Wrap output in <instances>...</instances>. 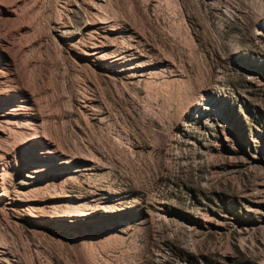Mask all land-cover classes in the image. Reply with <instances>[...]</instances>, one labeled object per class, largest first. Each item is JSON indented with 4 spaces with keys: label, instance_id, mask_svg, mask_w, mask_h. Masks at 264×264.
<instances>
[{
    "label": "rangeland",
    "instance_id": "obj_1",
    "mask_svg": "<svg viewBox=\"0 0 264 264\" xmlns=\"http://www.w3.org/2000/svg\"><path fill=\"white\" fill-rule=\"evenodd\" d=\"M14 1L0 95L29 121L3 160L0 264H264V0Z\"/></svg>",
    "mask_w": 264,
    "mask_h": 264
},
{
    "label": "bare ground",
    "instance_id": "obj_2",
    "mask_svg": "<svg viewBox=\"0 0 264 264\" xmlns=\"http://www.w3.org/2000/svg\"><path fill=\"white\" fill-rule=\"evenodd\" d=\"M9 1V0H8ZM7 1V2H8ZM16 1V0H15ZM14 1V2H15ZM99 1H101V0H99ZM5 0H0V16L2 17V16H4V17H11V16H16L17 15V10H14V9H12V7H11V1L9 2L10 3V7L8 6L9 5V3H7ZM40 2V0H17L16 1V4H15V7H17L16 9H18V8H22L24 11L25 10H27L28 8H29V6H31V5H37L38 3ZM44 4V3H43ZM35 5V6H36ZM46 5V4H45ZM13 6V5H12ZM38 6V5H37ZM41 7H42V5H40ZM48 6V5H47ZM105 6V5H104ZM33 7V6H32ZM40 7V8H41ZM43 7H44V5H43ZM103 7V6H102ZM37 8H39V7H37ZM100 8V7H99ZM169 8V7H168ZM21 9V10H22ZM30 9V8H29ZM103 9V8H102ZM21 10H18L19 12H21ZM38 12H39V10L38 9H36ZM23 11V12H24ZM28 11V10H27ZM44 11V10H43ZM29 12H31V11H29ZM29 12H27L26 14H27V17H28V14H29ZM38 12H36V14L38 15ZM32 13H33V11H32ZM35 13V12H34ZM33 13V14H34ZM22 14V13H21ZM25 14V15H26ZM32 14V16H34ZM36 14H35V18L37 17L36 16ZM42 14V13H41ZM19 15V14H18ZM30 15V14H29ZM94 15L95 14H93V17H94ZM97 15V14H96ZM104 15H107V14H104ZM21 16V15H20ZM18 17V16H17ZM44 17V16H43ZM113 17V16H112ZM14 19L13 20H15V17H13ZM21 20L22 19H24V18H22V17H19ZM18 18V21L20 20ZM26 18V17H25ZM33 18V17H32ZM32 18H30V16H29V18L27 19L26 18V20H28V21H30V19H32ZM38 18V17H37ZM39 18H40V15H39ZM44 18H46V17H44ZM108 18V17H107ZM116 18V17H115ZM34 19V18H33ZM42 17H41V19H40V21H42ZM95 19H96V17H95ZM11 20V19H10ZM17 20V19H16ZM15 20V21H16ZM25 20V21H26ZM35 20V19H34ZM39 20V19H38ZM101 21H99V23H101V24H105V26H103V28H100V30H96L95 32H93L94 34H95V36L98 38H100V39H105V38H107V36H106V33H107V30L109 29V24H107V20H106V18H105V16L104 17H102V19H100ZM112 19H109L108 18V21L110 22ZM3 21V20H2ZM24 21V22H25ZM27 21V22H28ZM36 21V20H35ZM35 21H33L34 22V24H35ZM40 21H38V24H39V22ZM10 22V21H9ZM17 22V21H16ZM20 22V21H19ZM32 22V23H33ZM26 23V22H25ZM24 23V26L26 27L27 26V24H25ZM113 23V22H112ZM0 24H2V23H0ZM14 24V23H13ZM30 24H31V22H30ZM38 24H35V25H37L38 26ZM88 24H91V23H88ZM8 25V24H7ZM10 25V24H9ZM22 25H23V21H22ZM33 25V24H32ZM31 25V26H32ZM35 25H33V28L35 27ZM3 26V25H2ZM30 26V27H31ZM36 26V27H37ZM40 26V25H39ZM1 27V26H0ZM10 28H11V26H9ZM13 27H15V26H13ZM20 27H21V25H20ZM35 27V28H36ZM52 27V26H51ZM16 28H17V26H16ZM38 28V27H37ZM37 28L35 29V33H38V32H36V30H37ZM1 29V28H0ZM15 29V28H14ZM39 29V28H38ZM40 29H41V27H40ZM4 30H6V29H4ZM12 30V29H11ZM19 29H17V31H18ZM8 31V30H7ZM10 31V30H9ZM9 31H8V33H9ZM13 31H15V30H13ZM20 31V30H19ZM23 31H26V30H23ZM28 31V30H27ZM99 31H102V32H99ZM16 32V31H15ZM21 32V31H20ZM32 32V31H31ZM28 33V32H27ZM27 33H25V34H27ZM0 34H1V32H0ZM6 34V33H5ZM12 34V33H11ZM21 34H23V32L21 33ZM25 34H23V35H25ZM92 34V33H91ZM3 35V34H2ZM7 35V34H6ZM10 35V34H9ZM13 35H14V33H13ZM37 35H39V33L37 34ZM90 36H92V35H90ZM20 37H21V35H20ZM39 37V36H38ZM66 37V36H65ZM81 37V36H80ZM125 36H123L122 34H120L119 32L117 33V35H115L114 36V38L115 39H118V38H124ZM0 38H3L2 36H0ZM11 38H14V36L13 37H11ZM16 38V44L17 45H19L18 44V42H19V40H18V42H17V38L18 37H15ZM22 38V37H21ZM68 38V37H67ZM95 38V37H94ZM10 39V38H9ZM19 39V38H18ZM25 38H23V40H24ZM90 39V38H89ZM114 39V40H115ZM5 41H6V39H4ZM12 40V39H11ZM15 40V39H14ZM22 40V39H21ZM125 40V39H124ZM8 41V40H7ZM121 41V40H120ZM3 40L2 39H0V57H2L4 60H6L7 61V59H8V57L9 56H7L9 53H6V51H8V50H6L7 49V47H6V49H5V47L3 48ZM24 42V41H23ZM77 42V41H76ZM8 43V42H7ZM14 43H15V41H14ZM22 43V42H21ZM25 43V42H24ZM24 43H23V46H24ZM91 43V42H90ZM98 43H99V45H97V43L96 44H93V46H91L89 49H83V50H81L80 51V55L81 56H83V57H92V56H100L101 58H102V56H105V53H104V50H102V46H101V41H98ZM9 44H11V43H9ZM84 44V43H83ZM121 44V43H120ZM13 44H11V46H12ZM11 46H9L10 48H11ZM82 46V45H81ZM117 46V45H116ZM14 47V46H13ZM22 47V46H21ZM21 47H20V49H21ZM25 47V46H24ZM80 47V46H79ZM17 48V47H16ZM73 48H74V46H73ZM77 48V47H76ZM86 48H88V47H86ZM120 49H121V47H119ZM4 49L6 50V51H4ZM14 49V48H13ZM12 49V50H13ZM20 49H19V51H20ZM28 49V48H27ZM79 49V48H78ZM10 51L9 52H12V50L11 49H9ZM14 50H16V49H14ZM25 50V49H24ZM22 53V52H21ZM24 53V52H23ZM116 53V51H114L111 55H109V59H111V62L113 63V67L115 68V69H118V70H120L121 69V66L120 65H122L121 63L123 62V60L125 59V57L127 56L126 55V52L124 51H122V52H120V53H118V54H115ZM7 54V55H6ZM25 54H26V52H25ZM23 55V54H22ZM21 55V56H22ZM17 56H18V53H17ZM11 57V56H10ZM9 57V58H10ZM13 57V56H12ZM22 58L20 57V60H21ZM16 60H18V59H16ZM20 60H18V61H20ZM22 60H24V59H22ZM12 61H14V59L12 60ZM11 63V62H10ZM18 63V62H17ZM5 64V63H4ZM20 64H21V62H20ZM15 65V64H14ZM17 66V65H16ZM18 66H20V65H18ZM24 66V65H23ZM18 68V70H20V68L19 67H17ZM25 68V67H24ZM12 69H14V68H12ZM21 70H23V71H25L24 69H21ZM19 71V72H21V73H25V72H22V71ZM2 71V70H1ZM5 71H6V69H5ZM12 71V70H11ZM6 73H8V72H6ZM11 73V72H10ZM14 73H15V71H14ZM5 74V73H4ZM19 73H17L16 72V75H18ZM24 75H26V74H24ZM4 76V75H3ZM2 76V74H1V72H0V80H1V78L3 77ZM20 76V75H19ZM17 77V76H16ZM24 77V76H23ZM22 77V74H21V78H23ZM20 78V77H19ZM16 79V78H15ZM6 80V79H5ZM10 80V79H9ZM12 80H14V79H12ZM26 80V79H25ZM25 80H23V84L25 83V82H27V81H25ZM4 81V80H3ZM18 80H16V82H17ZM25 81V82H24ZM10 82H11V80H10ZM13 82V81H12ZM15 82V81H14ZM19 82V81H18ZM2 83V82H1ZM5 83V82H4ZM3 83V84H4ZM18 84V83H17ZM17 84H15V88L16 87H18V86H16ZM27 84V83H26ZM24 85V90L23 91H25V87L27 86V85ZM7 85V84H6ZM8 85H10V84H8ZM7 85V86H8ZM4 86V85H3ZM11 86V85H10ZM9 86V87H10ZM20 86H21V84H20ZM20 86H19V88H20ZM0 87H1V85H0ZM12 87H13V85H12ZM12 87H10V89L12 88ZM19 88H17V89H19ZM22 88V87H21ZM3 89H5V91H6V88H3L2 87V91H3ZM13 89V88H12ZM29 89V88H28ZM28 89H27V91H28ZM20 90V89H19ZM32 91V90H31ZM8 91H6V94L8 95V93H7ZM31 93V92H30ZM6 94H3V95H0V101H2V102H0V197L1 196H3V194H1L4 190H3V188L5 187H3V173H4V171H6L7 169H8V165L6 164V162H3V160L4 159H7L8 157H9V155H10V153L13 151V149H14V147H15V144L14 143H12V141H13V139H12V136L14 135V136H17L18 137V139L20 138L19 136L21 135V137H22V135H23V137H24V134H25V132L27 131V133H28V128L26 127V125L27 124H24V122L26 123H28V119L23 115H21L19 112H18V110L20 109V108H22L23 106H24V102L22 101L20 104H15V105H9V102L7 101V97H6ZM22 94H25V92H23ZM1 96H4V98L5 99H1ZM34 96V95H33ZM32 97V96H31ZM22 98H24V95L22 96ZM31 99V98H30ZM4 100V101H3ZM35 105V104H34ZM32 106V105H31ZM2 107V108H1ZM30 107V106H29ZM27 108V107H26ZM25 109V108H24ZM26 111V110H25ZM28 113V112H27ZM31 123V122H30ZM35 126V125H34ZM33 127V126H32ZM40 127V126H39ZM37 128V127H36ZM38 129V128H37ZM36 129V130H37ZM40 129V128H39ZM29 130H31V129H29ZM33 130V129H32ZM35 130V129H34ZM30 132V131H29ZM38 132V131H37ZM39 132L40 133H42L43 131H40L39 130ZM38 132V133H39ZM35 133H36V131L34 132V135H35ZM31 134V133H30ZM13 136V137H14ZM38 136V135H37ZM16 137V138H17ZM22 137V140L25 138H23ZM34 137V136H33ZM33 137L31 138V139H33ZM15 138V139H16ZM12 139V140H11ZM21 139V138H20ZM19 139V140H20ZM11 140V144H9L8 142ZM21 140V142L23 143V141ZM25 140H26V138H25ZM25 140H24V142H25ZM15 142V141H14ZM17 142L18 141H16V144H17ZM20 142V143H21ZM19 143V144H20ZM9 144V145H8ZM8 145V146H7ZM21 148V147H20ZM15 153V152H14ZM13 154H11V156H12ZM14 156V155H13ZM14 158V157H13ZM20 167V166H19ZM21 167H23V169L24 170H27V174L25 175V179H21V181H20V183H19V187L20 188H24V189H27V188H29L30 186L32 187V189H33V187H34V184H35V181L38 179V173L39 172H41L42 171V168L44 167V165H39V164H36V163H33V162H30V161H25V162H23L22 163V165H21ZM6 173V172H5ZM5 179V178H4ZM71 179H72V177H71ZM76 179V178H75ZM54 180H56V177L54 178ZM65 180H67V179H65ZM60 181V180H59ZM67 182V181H66ZM56 183V182H55ZM65 183V182H64ZM8 186H9V184H8ZM31 189V190H32ZM35 189V188H34ZM33 189V190H34ZM36 189H38V187L36 188ZM8 190V189H7ZM31 190H30V194H31ZM19 192V191H18ZM26 192V191H25ZM5 193V192H4ZM7 193V192H6ZM17 193V192H16ZM23 193V192H22ZM5 195V194H4ZM31 196V195H30ZM9 198V197H8ZM29 198V197H28ZM32 199V198H31ZM30 199V200H31ZM12 201V203H19V204H22V205H19V206H22L21 208H23V206H29V204H31L30 202L31 201H33L34 200V198H33V200H31V201H29L27 198H26V195H23V194H18L17 193V195H15L12 199H11ZM36 201V200H35ZM93 201V200H92ZM70 202H73V201H70ZM72 204V203H71ZM88 204V203H87ZM74 205V204H73ZM78 205V204H77ZM58 206V205H57ZM56 206V207H57ZM69 206V205H68ZM71 206V205H70ZM69 206V207H70ZM81 206H82V204H81ZM91 206V205H90ZM97 206V205H96ZM31 207V206H30ZM66 208H67V205L65 206ZM75 207V206H74ZM93 207V206H92ZM16 208V207H15ZM78 208V207H77ZM65 209V208H64ZM68 209H72V208H68ZM85 209V208H84ZM57 210H58V208H57ZM87 210V209H86ZM96 210V209H95ZM68 211H71V210H68ZM74 210H72L71 212H73ZM78 211V210H77ZM58 212V211H57ZM70 212V213H71ZM80 212V211H79ZM93 213V211H91V210H88V212L86 213V211H85V213L83 214H81V213H72V214H63L62 213V215H58L57 217H59L61 220H65V219H67V221L68 222H72V223H76V222H79L80 220H79V218H81V217H88L89 215L91 216V214ZM58 214H59V212H58ZM56 215V214H55ZM32 218H35L34 217V215L32 216ZM2 244V243H1ZM2 246V245H1ZM4 248V247H3ZM6 248V247H5ZM1 249V248H0ZM10 253V252H9ZM11 254V253H10ZM4 255V253L1 251L0 252V257H2ZM9 255V254H8ZM7 256V255H6ZM6 256H4L3 258H1L2 260H3V262H7V257ZM13 257V256H12ZM9 260H11V259H9ZM17 263V262H16ZM10 264H11V262H10ZM18 264V263H17Z\"/></svg>",
    "mask_w": 264,
    "mask_h": 264
}]
</instances>
